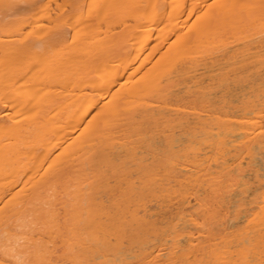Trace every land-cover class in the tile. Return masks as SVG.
Listing matches in <instances>:
<instances>
[{
	"label": "bare ground",
	"instance_id": "6f19581e",
	"mask_svg": "<svg viewBox=\"0 0 264 264\" xmlns=\"http://www.w3.org/2000/svg\"><path fill=\"white\" fill-rule=\"evenodd\" d=\"M0 264H264V0H0Z\"/></svg>",
	"mask_w": 264,
	"mask_h": 264
}]
</instances>
